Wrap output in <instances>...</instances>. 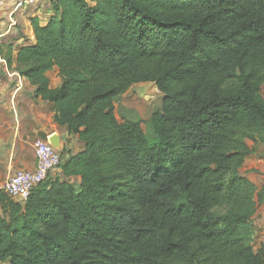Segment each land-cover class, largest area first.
Wrapping results in <instances>:
<instances>
[{
  "label": "trees",
  "instance_id": "16d2710c",
  "mask_svg": "<svg viewBox=\"0 0 264 264\" xmlns=\"http://www.w3.org/2000/svg\"><path fill=\"white\" fill-rule=\"evenodd\" d=\"M53 11L5 59L82 149L60 152L63 180L24 203L0 190V264H264L252 224L263 194L242 174L264 145V0H58ZM147 83L163 96L153 139L115 113Z\"/></svg>",
  "mask_w": 264,
  "mask_h": 264
},
{
  "label": "crops",
  "instance_id": "0c3cea01",
  "mask_svg": "<svg viewBox=\"0 0 264 264\" xmlns=\"http://www.w3.org/2000/svg\"><path fill=\"white\" fill-rule=\"evenodd\" d=\"M18 1L20 0H0V190H4L8 180L17 172L36 170L37 141L48 142L49 138L57 135L62 139V149L68 154H77L82 149L78 138L68 136L66 130L55 122L53 106L36 97V88L18 74L15 63L8 66L6 62L5 57L10 53L14 58L19 48L35 44L32 25L34 20L41 26H46L54 16L53 2L41 0L32 7L27 6L14 13L13 9ZM9 46H12L11 50ZM47 76L52 89L61 86L58 69L48 72ZM249 146L254 145L250 143ZM259 146L246 159L242 169L248 165L250 169H264V145ZM61 173L59 168L49 175L48 180L59 177L63 180ZM246 177L263 194V200L252 219L256 234V225L264 229V187L260 188L254 180ZM69 181L77 186L81 183L80 178H70ZM262 234L264 238V231Z\"/></svg>",
  "mask_w": 264,
  "mask_h": 264
},
{
  "label": "rangeland",
  "instance_id": "374dc122",
  "mask_svg": "<svg viewBox=\"0 0 264 264\" xmlns=\"http://www.w3.org/2000/svg\"><path fill=\"white\" fill-rule=\"evenodd\" d=\"M261 94L264 98V86L261 89ZM162 99V94L154 84H137L125 95L117 99L115 113L120 122L139 121L146 135L153 139L154 133L151 119L152 115L161 109ZM250 143L252 142H249V144ZM261 147L262 146H259V148ZM242 174L254 180L260 188L264 187L263 168L250 169V166L248 165V167L242 169ZM263 231L264 229H260L259 225H256V239L254 242L255 250H258L261 246V242L264 241L262 234Z\"/></svg>",
  "mask_w": 264,
  "mask_h": 264
},
{
  "label": "built area",
  "instance_id": "2783aa9c",
  "mask_svg": "<svg viewBox=\"0 0 264 264\" xmlns=\"http://www.w3.org/2000/svg\"><path fill=\"white\" fill-rule=\"evenodd\" d=\"M40 0H20L14 7V13L39 2ZM56 2L58 0H41ZM37 167L35 171H19L12 176L4 187L7 195L20 203L27 201L31 192L48 180L51 173L57 171L62 163L60 152L56 151L49 142L35 143Z\"/></svg>",
  "mask_w": 264,
  "mask_h": 264
},
{
  "label": "water",
  "instance_id": "95a60500",
  "mask_svg": "<svg viewBox=\"0 0 264 264\" xmlns=\"http://www.w3.org/2000/svg\"><path fill=\"white\" fill-rule=\"evenodd\" d=\"M61 137L54 135L51 138H49V144L58 152H62V145H61Z\"/></svg>",
  "mask_w": 264,
  "mask_h": 264
}]
</instances>
